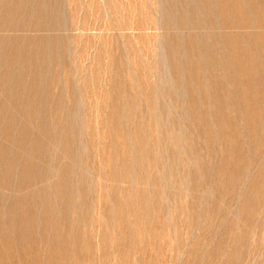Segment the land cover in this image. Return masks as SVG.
<instances>
[{"label": "rangeland", "instance_id": "obj_1", "mask_svg": "<svg viewBox=\"0 0 264 264\" xmlns=\"http://www.w3.org/2000/svg\"><path fill=\"white\" fill-rule=\"evenodd\" d=\"M230 5L226 0H0V168L11 172L15 189L24 162L44 159L38 169L46 174L37 170L39 176L45 185L55 178L51 184L54 191L60 184L61 194L51 193L53 212L51 191L44 190L28 224H49L54 216L50 224H75L71 232L81 259L71 255L69 264H264V56H259L264 45L243 40L253 59L244 62L246 76L230 60L233 48L224 38L264 34V1L239 0L232 12ZM239 12L252 19L249 27H237ZM37 136L43 141L35 142ZM24 188L6 191L11 218L19 206L13 198ZM31 261L15 253L0 264H41Z\"/></svg>", "mask_w": 264, "mask_h": 264}, {"label": "bare ground", "instance_id": "obj_2", "mask_svg": "<svg viewBox=\"0 0 264 264\" xmlns=\"http://www.w3.org/2000/svg\"><path fill=\"white\" fill-rule=\"evenodd\" d=\"M115 1V0H114ZM227 2H230V12H232L235 8H233V7H240L239 6V0H226ZM257 1V0H256ZM264 1V0H263ZM20 2V1H19ZM58 2V1H57ZM9 3H11V2H9ZM18 3V2H17ZM21 3V2H20ZM19 3V4H20ZM29 3V2H28ZM48 3V2H47ZM109 3V2H108ZM24 4V3H23ZM23 4H21V6L23 5ZM25 4H27V3H25ZM24 4V5H25ZM55 4V3H54ZM18 5V4H17ZM112 5V4H111ZM12 6H14V5H12ZM28 6V5H27ZM50 6V5H49ZM52 6V5H51ZM10 7V6H9ZM8 7V8H9ZM24 7H26V6H24ZM12 7H10V9H11ZM29 8H32L31 7V4H30V7ZM28 8V9H29ZM18 9V8H17ZM36 9V8H35ZM40 9H41V7H40ZM39 9V10H40ZM259 9H261V10H263V8H256L255 10H257L258 12H259ZM27 10V9H26ZM37 10V9H36ZM44 10V9H43ZM112 10V9H111ZM184 10V9H183ZM217 10V9H216ZM13 11V10H12ZM22 11V10H21ZM30 11V10H29ZM3 12V11H2ZM17 11H15V13H16ZM20 12V11H19ZM28 12V11H27ZM185 12V11H184ZM189 12V11H188ZM8 13H10V10L8 11ZM13 13V12H12ZM22 13V12H21ZM24 13V12H23ZM22 13V14H23ZM29 13V12H28ZM31 13V12H30ZM42 13H44V12H42ZM223 13H225V12H223ZM226 13H228V12H226ZM250 13V12H249ZM26 14V13H25ZM238 14H240L241 15V17L239 18L240 20H239V25H237V27H240V28H246V27H249V25H250V22L252 21V19L249 17V19L247 18V15H245L246 13L245 12H239ZM11 16H12V14H10ZM9 15V16H10ZM29 15V14H28ZM44 15H45V13H44ZM19 16V15H18ZM41 16L42 15H40L39 17L41 18ZM47 16V15H46ZM258 16V15H257ZM12 18V17H11ZM15 18V17H14ZM185 18H186V16H185ZM5 19V18H4ZM25 19V18H24ZM31 19V18H30ZM35 19V18H34ZM38 19V18H37ZM46 19V18H45ZM52 19V18H51ZM50 19V20H51ZM187 19V18H186ZM39 20V19H38ZM37 20V21H38ZM43 20V19H42ZM48 20V19H47ZM49 20V21H50ZM9 21V20H8ZM19 21H20V19H19ZM36 21V20H35ZM154 21V20H153ZM26 22V21H25ZM40 22V21H39ZM39 22H38V24H39ZM260 22H262V23H264V21H260ZM29 23V22H28ZM198 23V22H197ZM200 23V22H199ZM225 40H227V46H231L232 48H233V50H232V54H231V56H230V60L236 65V66H238L239 68H240V71L241 72H244V74L246 75V76H250V73H249V71H248V69L246 68V66H245V64H244V62L247 60V58L249 59V60H253L252 58H249V57H247L251 52H252V50H251V48L249 47V46H247V44L246 43H244L243 42V40L244 39H250V38H254V40H257V41H259V44H262V46L264 45V34H262V33H260V34H255V35H253V34H251V33H247V31L246 32H242V33H232V34H227L225 37ZM19 39V38H18ZM25 39V38H24ZM27 39V38H26ZM22 40H23V38H22ZM29 40V39H28ZM145 41V40H144ZM19 42V41H18ZM23 42V41H22ZM25 42L27 43V42H29V41H26L25 40ZM32 42V41H31ZM35 42V41H34ZM45 42V41H44ZM47 42V41H46ZM1 43V42H0ZM20 43H21V41H20ZM30 43V42H29ZM52 43V42H51ZM176 43V42H175ZM19 44V43H18ZM33 44V43H32ZM43 44V43H42ZM26 45V44H25ZM24 44L22 45V46H25ZM28 45V44H27ZM177 45H178V43H177ZM18 46V45H17ZM17 46H15V47H17ZM31 46V45H30ZM41 46H43L44 47V45H41ZM47 46V45H46ZM45 46V47H46ZM1 47V46H0ZM4 45H3V50H4ZM20 47V46H19ZM28 47V46H27ZM26 47V48H27ZM34 47V45L32 46V48ZM52 47V46H51ZM36 48V47H35ZM35 48H33V49H35ZM53 48V47H52ZM55 48H56V46H55ZM174 48V47H173ZM2 49V48H1ZM11 49H12V47H10V51H11ZM21 49H22V47H21ZM37 49V48H36ZM40 49V48H39ZM38 49V50H39ZM44 49V48H43ZM162 49V48H161ZM177 49V47L175 48V50ZM183 49V48H182ZM6 50V49H5ZM26 50V49H25ZM51 50V49H50ZM12 51H14V50H12ZM18 51V50H17ZM21 51V50H20ZM24 51V50H23ZM27 51V50H26ZM39 51H41V50H39ZM179 51V50H178ZM33 52V51H32ZM34 52L36 53V51L34 50ZM42 52V51H41ZM58 52V51H57ZM260 52V54H259V56H261V57H263L264 56V51L263 50H261V51H259ZM14 53H16V50H15V52ZM23 53V52H22ZM30 53H31V51H30ZM7 54V53H6ZM12 54H13V52H12ZM36 54H39V53H36ZM3 55V54H2ZM9 55V54H8ZM16 55V54H15ZM27 55V54H26ZM251 55H253V54H251ZM1 56V55H0ZM20 56V55H19ZM40 56V55H39ZM42 56V55H41ZM32 57H35V54H33L32 55ZM45 57H46V55H45ZM12 58H15V57H12ZM22 58H23V56H22ZM30 58H31V56H30ZM37 58V57H36ZM3 59V58H2ZM1 58H0V60H2ZM8 59V58H7ZM42 59V58H41ZM43 59H45V58H43ZM4 60H5V58H4ZM10 60H11V57H10ZM29 60V59H28ZM36 60V59H35ZM38 60H40V59H38ZM192 60V59H191ZM8 61V60H7ZM14 61V60H13ZM12 61V62H13ZM15 61H16V59H15ZM32 61V60H31ZM45 61H46V59H45ZM35 62V61H34ZM37 62V61H36ZM40 62H42L43 63V61H40ZM50 62V61H49ZM176 62V61H175ZM10 63V62H9ZM33 63V62H32ZM11 64V63H10ZM21 64V63H20ZM5 65V64H4ZM4 65H3V67H4ZM13 65V64H12ZM34 65V64H33ZM179 65V64H178ZM251 65H252V63H251ZM11 66V65H10ZM21 65H19V67H20ZM24 66H25V64H24ZM30 66V65H29ZM176 66V65H175ZM181 66V65H180ZM184 66V65H183ZM12 67V70H14L15 68H13L14 66H11ZM23 66H21L20 68H22ZM178 67V66H177ZM30 68V67H29ZM36 67L34 66V69H32L33 71H35L36 69H35ZM39 68V67H38ZM38 68H37V70H38ZM45 68H46V66H45ZM51 68V67H50ZM4 69H6L5 67H4ZM3 69V70H4ZM19 69V68H18ZM256 69V68H255ZM2 70V69H1ZM44 70V69H43ZM49 70V69H48ZM180 70V69H179ZM8 71V70H7ZM10 71H11V69H10ZM16 71V73H17V70H15ZM28 71V70H27ZM40 71V70H39ZM35 72H37V71H35ZM43 72V71H42ZM45 72V71H44ZM1 73V72H0ZM11 73V72H10ZM12 73H14V72H12ZM22 73V72H21ZM32 73V72H31ZM25 74V73H24ZM38 75H39V73H37ZM12 75V74H11ZM16 75V74H15ZM15 75H12V76H15ZM26 75H28V74H26ZM34 75V74H33ZM37 75V76H38ZM42 75H44L43 73H41L40 74V76H42ZM4 76H8L6 73H5V75ZM9 76H10V74H9ZM23 77V76H22ZM36 77V76H35ZM203 77V76H202ZM4 78V77H3ZM9 78V77H8ZM15 79H17V76H15L14 77ZM24 79H25V77H23ZM38 78H39V76H38ZM43 78V77H42ZM41 78V79H42ZM7 79V78H6ZM19 79H21V78H19ZM29 79V78H28ZM36 79V78H35ZM2 80V79H1ZM0 80V81H1ZM4 80V79H3ZM13 80V82L15 81L14 79H12ZM11 80V81H12ZM26 80H27V78H26ZM10 81V82H11ZM21 81H23L22 79H21ZM36 81V80H35ZM195 81V80H194ZM261 81V80H260ZM3 82V81H2ZM2 82H1V84H2ZM5 82V81H4ZM18 82V81H17ZM30 82V81H29ZM34 82V81H33ZM23 83H24V81H23ZM27 84H28V82H26ZM31 83V82H30ZM29 83V84H30ZM43 82H41V84H42ZM196 83V82H195ZM5 84V83H4ZM7 84V83H6ZM10 84H12V82L10 83ZM33 84V83H32ZM35 84H38V82L36 83L35 82ZM9 85V84H8ZM18 85H19V83H18ZM22 85V84H21ZM2 86H4V85H2ZM20 86V85H19ZM39 86V85H38ZM153 86V85H152ZM23 87V86H22ZM31 87V86H30ZM41 87H43V86H41ZM203 87V86H202ZM21 88V87H20ZM1 89V88H0ZM21 89H23V88H21ZM20 89V90H21ZM26 89H28V88H26ZM214 89V88H213ZM30 90V89H29ZM40 90V89H39ZM5 91V90H4ZM10 91H12V89L11 90H9V92ZM26 91V90H25ZM31 91V90H30ZM35 91V90H34ZM36 91H38L37 89H36ZM42 91V90H41ZM144 91V90H143ZM259 91V90H258ZM2 92V91H1ZM7 92V91H6ZM5 92V93H6ZM16 92V91H15ZM15 92H11V93H15ZM23 92V91H22ZM27 92V91H26ZM29 92V91H28ZM28 92H27V94H28ZM39 92V91H38ZM208 92V91H207ZM263 92V91H262ZM4 93V92H3ZM31 93V92H30ZM7 94H9L10 95V93H7ZM12 94V95H13ZM35 94V93H34ZM37 94V93H36ZM44 94V93H43ZM53 94V93H52ZM19 95V94H18ZM41 95V94H40ZM5 96H7V95H5ZM11 96V95H10ZM20 96H22V95H19V97ZM30 96V95H29ZM28 96V97H29ZM13 97H15V96H13ZM18 97V98H19ZM23 97H25V96H23ZM149 97V96H148ZM196 97V96H195ZM194 97V98H195ZM9 98V97H8ZM17 98V99H18ZM30 98V97H29ZM32 98V97H31ZM30 98V99H31ZM12 99H14V98H12ZM16 99V98H15ZM16 99V100H17ZM19 99H22V98H19ZM18 99V100H19ZM24 99V98H23ZM35 99V98H34ZM47 99V98H46ZM3 100H6V99H3ZM16 100H15V102H14V104H17L16 103ZM28 100V99H27ZM114 100V99H113ZM23 101V100H22ZM22 101H21V103H22ZM31 101V100H30ZM29 101V102H30ZM50 101V100H49ZM48 101V102H49ZM11 102H13V101H11ZM24 102V101H23ZM34 102V101H33ZM52 102V101H51ZM58 102H60V101H58ZM57 102V103H58ZM0 104H2V103H0ZM4 104H6V103H4ZM3 104V105H4ZM26 104H27V102H26ZM25 103L24 104H22V105H24V107H25V105H26ZM34 104V103H33ZM43 104V103H42ZM46 104H49V103H46ZM54 104V103H53ZM8 105V104H7ZM6 105V106H7ZM13 105V103L11 104V106ZM21 105V104H20ZM20 105L18 106V107H20ZM29 105V104H28ZM32 105V104H31ZM35 105V104H34ZM45 105V104H44ZM57 105V104H56ZM55 105V106H56ZM5 106V107H6ZM15 106V105H14ZM33 106V105H32ZM48 106V105H47ZM53 106V105H52ZM62 106V105H61ZM15 107H17V106H15ZM23 107V106H22ZM31 107V106H30ZM38 107H39V105H38ZM3 108V107H2ZM27 109H28V106L26 107ZM25 108V109H26ZM52 108V107H51ZM58 108V107H57ZM214 108V107H213ZM264 108V107H263ZM5 109V108H4ZM13 109V108H12ZM29 109H31V108H29ZM61 109V108H60ZM233 109V108H232ZM6 110V109H5ZM15 110H17L18 111V108L17 109H15ZM20 110L22 111V109L20 108ZM49 110H50V108H49ZM0 111H2V109L0 110ZM9 111V110H8ZM12 111V110H11ZM25 111V110H24ZM32 111H35V110H32ZM51 111V110H50ZM57 111V110H56ZM62 111V110H61ZM5 112V111H4ZM19 112V111H18ZM17 112V113H18ZM60 112V111H59ZM10 113V112H9ZM26 113H28V112H26ZM31 113L32 112H30V115H31ZM2 114V113H1ZM5 114V113H4ZM10 114H12V113H10ZM44 114V113H43ZM67 114V113H66ZM236 114V113H235ZM6 115V114H5ZM4 115V116H5ZM29 114H27V116H28ZM42 115V114H41ZM49 115V114H48ZM218 115V114H217ZM2 116V115H1ZM0 116V117H1ZM9 116V115H8ZM14 116V115H13ZM16 116H18V114L16 115ZM45 116V115H44ZM57 116V115H56ZM63 116V115H62ZM61 116V117H62ZM215 116V115H214ZM260 116V115H259ZM7 117V116H6ZM10 117V116H9ZM127 117V116H126ZM1 118H3V117H1ZM26 118V117H25ZM29 118V117H28ZM31 118H33V117H31ZM31 118H29V120L31 119ZM72 118V117H71ZM63 119H65V118H63ZM3 120V119H2ZM12 120V118H10V120H8V121H11ZM26 120V119H25ZM35 120V119H34ZM37 120H38V118H37ZM39 120H42V119H39ZM44 120V119H43ZM53 120V119H52ZM67 120H68V118H67ZM121 120V119H120ZM5 121H7V120H5ZM5 121H4V123H5ZM17 121H19V120H17ZM58 122H60L59 120H57ZM3 122V121H2ZM23 122H24V120H23ZM26 122V121H25ZM27 122H29L28 120H27ZM32 122V121H31ZM43 122V121H42ZM56 122V121H55ZM61 122H66V121H61ZM70 122V121H69ZM152 122V121H151ZM187 122V121H186ZM33 123V122H32ZM104 123V122H103ZM6 124V123H5ZM5 124H3V125H5ZM7 124H8V122H7ZM10 124V123H9ZM8 124V125H9ZM12 124V123H11ZM10 124V125H11ZM15 124H16V122H15ZM29 124H30V122H29ZM44 124V123H43ZM244 124V123H243ZM23 125H24V123H23ZM28 125V124H27ZM34 125V124H33ZM38 125H40L39 123H38ZM60 125V124H59ZM64 125V124H63ZM2 126V125H1ZM30 126V125H29ZM46 126V125H45ZM50 126V129H51V124L49 125ZM54 126V125H53ZM58 126V125H57ZM6 127H8L7 125H6ZM10 127V126H9ZM19 127H23V126H19ZM41 128H43L42 126H40ZM4 128V127H3ZM25 128H26V125H25ZM49 128V127H48ZM58 128V127H57ZM62 128V127H61ZM60 128V129H61ZM1 129V128H0ZM7 129V128H6ZM6 129H4L5 131H6ZM15 129V128H14ZM14 129H11V130H14ZM24 129V128H23ZM27 129V128H26ZM25 129V130H26ZM45 129H47V127H45ZM45 129H42L43 131L45 130ZM66 129V128H65ZM233 129V128H232ZM21 129H19V131H20ZM24 130V132H26ZM48 130V129H47ZM64 130V129H63ZM239 130V129H238ZM2 131V130H1ZM0 131V132H1ZM9 131V130H8ZM17 131H18V129H17ZM29 131H31V128H30V130ZM60 131V130H59ZM58 131V132H59ZM4 132V131H3ZM2 132V133H3ZM7 132V131H6ZM23 131L21 132V133H24ZM45 132H47V131H45ZM61 132V131H60ZM5 133V132H4ZM11 133H13V132H11ZM11 133H9L8 132V134H10L11 135ZM18 133H20V132H18ZM20 133V135L22 136V138H23V135H25V134H21ZM28 133H31V132H28ZM52 134H53V132H51ZM55 133V132H54ZM57 133V132H56ZM193 133V132H192ZM33 134V133H32ZM34 134H36L35 132H34ZM41 134V133H40ZM63 134V133H62ZM71 134V133H70ZM249 134V133H248ZM26 135H28V134H26ZM31 135V134H30ZM29 135V136H30ZM43 135H45V137L47 138V135L44 133ZM42 135V136H43ZM109 135V134H108ZM151 135V134H150ZM12 136H13V134H12ZM19 136V135H18ZM20 136V137H21ZM136 136V135H135ZM7 137H9V135L7 136ZM25 137V136H24ZM27 137V136H26ZM33 137H35V136H33ZM39 136H37V138H36V140H35V142H37V139L39 140V138H38ZM57 137V136H56ZM69 137V136H68ZM141 137V136H140ZM18 138V137H17ZM22 138H21V140H22ZM29 138V137H28ZM71 138V137H70ZM1 139V138H0ZM25 139V138H24ZM42 139V138H41ZM41 139L39 140V141H41ZM52 139V138H51ZM57 139H59L58 137H57ZM13 140V139H12ZM11 139L10 140H8L9 142H7V143H12V142H10V141H12ZM16 140V142H17V139H15ZM29 140H30V138H29ZM46 139H44V141H45ZM48 140V139H47ZM69 140V139H68ZM92 140V139H91ZM108 140H110V139H108ZM125 140V139H124ZM136 140V139H135ZM32 141H33V138H32ZM38 141V142H39ZM43 141V140H42ZM41 141V142H42ZM49 141V140H48ZM61 141H62V139H61ZM73 141V140H72ZM76 141V140H75ZM123 141V140H122ZM199 141V140H198ZM21 142V141H20ZM29 142V141H28ZM34 142V141H33ZM40 142V143H41ZM51 142V141H50ZM55 141H53V143H54ZM104 142H105V140H104ZM142 142V141H141ZM4 143V142H3ZM25 144H28L27 142H24ZM44 143V142H43ZM52 143V144H53ZM65 143H66V141H65ZM122 143V142H121ZM121 143H120V145H121ZM125 143V142H124ZM203 143V142H202ZM6 144V143H5ZM21 144V143H20ZM20 144H18V145H20ZM23 144V143H22ZM25 144H24V146H25ZM55 144V143H54ZM67 144V143H66ZM69 144V143H68ZM110 144V143H109ZM137 144V143H136ZM9 145V144H8ZM18 145H17V147H18ZM29 146H30V144H28ZM38 145V143L37 144H35V146H37ZM43 145V144H42ZM46 145H47V142H46ZM71 145V144H70ZM2 146H4L3 144H2ZM6 146H7V144H6ZM22 146V145H21ZM28 146V149L30 148ZM34 146V145H33ZM72 146V145H71ZM71 146H70V149H71ZM75 146V145H74ZM74 146H73V148H74ZM137 146V145H136ZM151 146V145H150ZM244 146V145H243ZM16 147V148H17ZM38 147V149H39V147H40V145H38L37 146ZM42 147V146H41ZM67 147V146H66ZM65 147V148H66ZM7 148H8V146H7ZM15 148V149H16ZM33 148H36V147H33ZM43 148V147H42ZM41 148V149H42ZM51 148V147H50ZM49 148V149H50ZM64 148V149H65ZM72 148V149H73ZM197 148V147H196ZM23 149V148H22ZM26 149V148H25ZM37 149V148H36ZM44 149H45V147H44ZM44 149H43V151L42 152H44ZM58 149V148H57ZM108 149V148H107ZM142 149V148H141ZM9 150V149H8ZM17 150H18V148H17ZM21 150V149H20ZM27 150V149H26ZM30 150H31V148H30ZM29 150V151H30ZM47 150V149H46ZM68 149H66V151H67ZM171 150V149H170ZM24 151V150H23ZM32 151H34V150H32ZM40 151V150H39ZM73 151H75V150H73ZM136 151V150H135ZM22 151H20V153H21ZM27 152V151H26ZM25 152V153H26ZM31 152V151H30ZM37 152V151H36ZM35 152V155L37 154ZM70 152V151H69ZM72 152V151H71ZM70 152V153H71ZM201 152V151H200ZM0 153H3V151L1 152L0 151ZM10 153H11V151H10ZM16 153V152H15ZM39 153H41V152H39ZM53 153V152H52ZM74 153V152H73ZM72 153V154H73ZM142 153V152H141ZM5 154V153H4ZM8 154V153H7ZM7 154H5V156L7 155ZM22 154H23V152H22ZM31 155H33L32 153H30ZM47 154H48V152H47ZM39 155V154H38ZM37 155V156H38ZM44 155H46V154H44ZM57 155V154H56ZM138 155V154H137ZM146 155V154H145ZM211 155V154H210ZM2 156H3V154H2ZM12 156V155H11ZM16 155H14L13 157H15ZM39 156H42V155H39ZM47 156V155H46ZM58 156V155H57ZM57 156H55V158H57ZM184 156V155H183ZM4 157V156H3ZM7 157V156H6ZM19 157H20V155H19ZM45 157V156H44ZM48 157V156H47ZM46 157V159H47V161H48V158ZM54 157V156H53ZM139 157V156H138ZM212 157V156H211ZM8 158V157H7ZM17 158V157H16ZM21 158V157H20ZM19 158V159H20ZM37 158V157H36ZM39 158L40 157H38V160H35V156H34V160H32V161H25L24 159V170H23V172H22V177H21V175H20V179L19 180H17L18 182H17V184H16V186H15V189L13 188L14 186H13V184L11 185V183H10V180H11V178H12V174H11V172L8 170V169H5L4 167V165H2V167L3 168H0V261H2V260H4V259H6V258H8V257H10L11 255H13V254H17V255H19L20 257H21V259H31L32 261L34 260L35 262L36 261H40L41 262V264H69V258L71 257V255H74L75 254V257L74 258H79L80 256H79V254L80 253H78V251L76 250V243L78 242H75V240H76V237L74 236L73 237V234L74 233H72L71 232V227H73V226H71V224L69 223V224H67V223H65V224H56V223H54V224H50V222H52V220L55 218V216H54V218L52 219V220H48L49 221V224H28L29 222H31L33 219L30 217V213H32V208H33V205L34 204H38L37 202L35 203V201L36 200H38V199H41L40 197H41V193H42V195H44V190H45V193H46V191L48 192V191H51L50 192V195H49V193L47 194V195H49L48 197H51V193H53V191H54V189H53V185L51 184L52 183V181L53 180H55V178L51 181V179H50V182L51 183H49V184H47V185H45V178L44 177H41L42 179H43V181H41L40 179V174H39V171H37V170H40V169H38L39 168V165L38 164H41V163H39V161H41V159L42 160H44L43 158H41L40 160H39ZM50 158H52V157H50ZM6 159V158H5ZM13 159V158H12ZM18 159V160H19ZM30 159H31V157H30ZM72 159V158H71ZM256 159V158H255ZM1 160V159H0ZM3 160H4V158H3ZM21 160V159H20ZM19 160V161H20ZM51 160V159H50ZM88 160V159H87ZM264 160V159H263ZM2 161V160H1ZM0 161V162H1ZM5 161V160H4ZM3 161V162H4ZM8 161H9V159H8ZM13 160H11V162H12ZM57 161V160H56ZM73 161V160H72ZM103 161H104V159H103ZM234 161H235V159H234ZM233 161V162H234ZM18 162V161H17ZM46 162V160L44 161V163ZM53 162V161H52ZM105 162V161H104ZM5 163V162H4ZM3 163V164H4ZM9 163V162H8ZM13 163V162H12ZM20 163H22V161L20 162ZM6 164H7V161H6ZM15 164V163H14ZM47 164V163H46ZM45 164V165H46ZM53 164V163H52ZM55 164V163H54ZM57 164V163H56ZM217 164V163H216ZM16 165V164H15ZM44 165V164H43ZM43 165H42V167H41V169L42 168H44L45 167V165H44V167H43ZM175 165V164H174ZM7 166H9V165H7ZM10 166H11V164H10ZM18 166V165H17ZM48 166V164L46 165V167ZM70 166V165H69ZM75 166V165H74ZM218 166V165H217ZM12 167H13V165H12ZM45 167V168H46ZM56 167V166H55ZM191 167V166H190ZM51 168V167H50ZM57 168V167H56ZM16 169V168H15ZM47 169H49V168H47ZM65 169V168H64ZM63 169V170H64ZM109 169V168H108ZM14 170V169H13ZM55 171H56V169H54ZM53 170V171H54ZM62 170V169H61ZM69 170V169H68ZM72 170V169H71ZM74 170V169H73ZM20 171V170H19ZM18 170L16 171V173L17 172H19ZM22 171V170H21ZM42 173H44L43 172V169L42 170H40ZM49 171V170H48ZM52 171V170H51ZM58 172H59V170H58ZM63 172V171H62ZM73 172V171H72ZM251 172V171H250ZM12 173H14V172H12ZM37 173H38V175H37ZM49 173V172H48ZM47 173V174H48ZM52 173V172H51ZM55 173V172H54ZM53 173V174H54ZM19 173H17V175H18ZM44 174H46V173H44ZM61 174V173H60ZM72 174V173H71ZM77 174V173H76ZM127 174V173H126ZM57 175V174H56ZM62 175V174H61ZM65 175V174H64ZM41 176H43V175H41ZM45 176V175H44ZM47 176V175H46ZM50 176H53V175H51L50 174ZM60 176V175H59ZM84 176V175H83ZM47 177H49V176H47ZM73 177V176H72ZM72 177L70 176V178L72 179ZM81 177V176H80ZM13 178H15V176L13 177ZM18 178V177H17ZM58 178V177H57ZM56 178V179H57ZM63 178V177H62ZM61 178V179H62ZM64 179V178H63ZM67 179H68V177H67ZM67 179H66V181H67ZM99 179V178H98ZM46 180H49V179H46ZM251 180V179H250ZM74 181V180H73ZM102 181V180H101ZM193 181V180H192ZM16 182V181H15ZM76 182V181H75ZM75 182H73L72 184H74ZM62 183V182H61ZM66 183V182H65ZM68 183V182H67ZM84 183V182H83ZM40 184H41V186H42V184H43V188H40V189H38V191H34L33 190V188H34V186H37V188H38V185L40 186ZM69 184H71V183H69ZM71 184V185H72ZM82 184V183H81ZM54 185H55V183H54ZM70 185V186H71ZM79 185V184H78ZM109 185V184H108ZM23 186H25V188H24V190L26 189V191H24L23 192V190H22V194L21 195H19V194H17V195H19L18 197H16V198H13V200L15 201V200H17L16 202L18 203L19 202V206H17L18 207V211H17V214L18 215H16L17 217H15V218H11L10 216V212H11V210H12V208H11V206H10V203L8 204L7 203V201L9 200V198H8V196L10 195H7V193H6V191L7 190H10V191H12L13 189V194H15L14 193V191L15 190H17V192H18V190H20L21 188H23ZM33 186V188L31 189V191L29 190L31 187ZM40 186V187H41ZM57 185H55L54 187H56ZM58 186H61L60 184H58ZM58 186H57V190H58ZM62 186H63V184H62ZM69 186V187H70ZM74 186V185H73ZM123 186V185H122ZM46 187V189H44ZM64 187V186H63ZM67 187V186H66ZM36 188V187H35ZM61 188V187H60ZM68 188V187H67ZM66 188V189H67ZM71 188H72V186H71ZM74 188V187H73ZM198 188V187H197ZM222 189V188H221ZM55 190H56V188H55ZM56 190V191H57ZM56 191H54V193H53V196H54V194H55V192ZM61 191H62V189H61ZM70 191V190H69ZM16 192V191H15ZM58 192H60L59 190H58ZM18 193H20V191L18 192ZM65 193V192H64ZM68 193V192H67ZM104 193V192H103ZM237 193V192H236ZM58 194H61V192L60 193H58ZM63 194V193H62ZM66 194V193H65ZM12 195V194H11ZM67 195H69L70 196V193L69 194H67ZM135 195V194H134ZM13 196V195H12ZM55 196H58V195H55ZM64 196V195H63ZM66 196V195H65ZM133 196V195H132ZM48 197H45V198H48ZM60 197H62V196H60ZM67 197V196H66ZM52 198H54V197H51V199H48V203H49V206L51 207L52 205H51V202H52ZM64 198V197H63ZM67 198H69V197H67ZM67 198H66V200L65 201H68L67 200ZM10 199H12V197L10 198ZM55 199V198H54ZM12 200V201H13ZM42 200V199H41ZM47 200V199H46ZM45 200V201H46ZM63 200V199H62ZM12 201H10V202H12ZM43 201V200H42ZM56 200H54V202H55ZM65 201H63V203L65 202ZM71 202V201H70ZM70 202H68V204L70 203ZM13 203H15V202H13ZM6 204H8L7 205V207H6ZM12 204V203H11ZM43 204V203H42ZM67 204V203H66ZM67 204V205H68ZM15 205V204H14ZM45 205V204H44ZM43 205V206H44ZM54 205H56V204H54ZM71 205V204H70ZM73 205V204H72ZM39 206H40V204H39ZM39 206H37V207H39ZM49 206H48V208H49ZM59 206H61V205H59ZM185 206V205H184ZM16 207V208H17ZM35 207V206H34ZM41 207H42V205H41ZM70 207V206H69ZM97 207V206H96ZM142 207V206H141ZM42 208H44V207H42ZM48 208L46 207V210H47V212L48 211H50V209L48 210ZM52 208H53V210L55 209L54 208V206H52ZM57 208V207H56ZM62 208V207H61ZM65 208H68V207H65ZM102 208V207H101ZM63 209V208H62ZM71 209V208H70ZM70 209H67V211L69 210L70 211ZM34 210V209H33ZM36 210L37 209H35V212H36ZM57 210H60V207L59 208H57ZM56 210V211H57ZM42 211H45V209L44 210H42ZM62 211V210H61ZM60 211V212H61ZM66 211V212H67ZM69 211L67 212L68 213V215L70 214L69 213ZM34 212V211H33ZM53 212H55V210L53 211ZM132 212V211H131ZM57 213V212H56ZM55 213V214H56ZM59 213V212H58ZM65 213V212H64ZM67 213H66V216H67ZM203 213V212H202ZM16 214V213H15ZM35 214V213H34ZM33 214V215H34ZM38 214V213H37ZM41 214V213H40ZM61 214L63 215V212H61ZM160 214V213H159ZM47 215V214H46ZM54 214L52 213V216H53ZM57 215V214H56ZM152 215V214H151ZM13 216V215H12ZM35 216H36V214H35ZM34 216V217H35ZM45 216V215H44ZM48 216V215H47ZM46 216V217H47ZM50 216V215H49ZM100 216V215H99ZM40 217V216H39ZM41 217H43V215H41ZM40 217V218H41ZM95 217V216H94ZM18 219V223L17 224H10V223H12L15 219ZM49 218V217H48ZM50 218H51V216H50ZM60 218V222H62V216H60L59 217ZM134 218V217H133ZM16 219V220H17ZM34 219H36L37 220V216H36V218H34ZM43 218H41V220H42ZM44 219H45V217H44ZM35 220V221H36ZM5 221H7V224L5 223ZM19 221H20V224H19ZM37 221H39V220H37ZM45 221V220H44ZM43 221V222H44ZM58 221V220H57ZM65 221H66V219H65ZM68 221V220H67ZM66 221V222H67ZM179 222V221H178ZM46 223V222H45ZM101 223V222H100ZM99 223V224H100ZM98 224V223H97ZM77 225V224H76ZM81 225V224H80ZM79 225V226H80ZM83 225V224H82ZM93 225V224H92ZM85 227H87L88 228V230H89V224H88V226L87 225H85ZM91 227V226H90ZM97 227V226H96ZM95 227V228H96ZM100 227H101V224H100ZM104 227H105V224H104ZM80 228H82V227H80ZM98 228V227H97ZM76 229L78 230L79 228L76 226ZM105 229V228H104ZM104 229H101L102 231H100V232H102L103 233V230ZM82 230H83V228H82ZM91 228H90V232H91ZM108 230V229H107ZM118 230V229H117ZM76 232H78V231H76ZM80 232H81V230H80ZM89 232V231H88ZM89 232V233H90ZM93 232V231H92ZM128 232V231H127ZM83 233V232H82ZM85 233V232H84ZM94 233V232H93ZM81 234V233H80ZM80 234H78L79 236H80ZM97 234L99 235V233L97 232ZM109 234V233H108ZM75 235V234H74ZM77 235V234H76ZM85 234H83V236H84ZM93 235V234H92ZM95 235V234H94ZM111 235V234H110ZM172 235V234H171ZM89 236H90V234H89ZM101 236V235H100ZM86 237V236H85ZM106 237V236H105ZM121 237V236H120ZM123 237V236H122ZM75 238V239H74ZM80 238L81 237H79L78 238V240H80ZM89 238L90 237H88V240H89ZM100 238H103V237H100ZM107 238V237H106ZM95 239V238H94ZM97 239H98V236H97ZM105 239V238H104ZM104 239H102V240H104ZM115 239V238H114ZM122 239H124V238H122ZM81 240H83V237L81 238ZM101 240V239H100ZM106 240V239H105ZM131 240V239H130ZM85 241V240H84ZM119 241V240H118ZM129 241V240H128ZM132 241V240H131ZM139 241V240H138ZM137 241V242H138ZM88 242V244H89V241H87ZM86 242V243H87ZM92 242V241H91ZM104 242V241H103ZM163 242V241H162ZM82 243V242H81ZM93 243V242H92ZM123 243V242H122ZM166 243V242H165ZM97 244H99L98 242H97ZM116 244H118V243H116ZM78 245H80V244H78ZM83 245H84V242H83ZM129 245V244H128ZM131 245V244H130ZM82 246V245H81ZM86 246H89V245H87L86 244ZM92 246V245H91ZM95 246V245H94ZM99 246V245H98ZM103 246H106V245H103ZM138 246V245H137ZM80 247V246H79ZM100 247H101V244H100ZM117 248H120V247H118V245L116 246ZM150 247V246H149ZM161 247V246H160ZM73 248L75 249V250H73ZM77 248H78V246H77ZM82 248V247H81ZM99 248V247H98ZM115 248V247H114ZM122 248V247H121ZM128 248V247H127ZM129 248H132V247H130L129 246ZM110 249V248H109ZM163 249V248H162ZM115 250H116V248H115ZM119 250V249H118ZM118 250H116L117 252H118ZM98 251V250H97ZM104 251H106L105 249H104ZM121 251V250H120ZM80 252V251H79ZM107 252H109L108 250H107ZM98 253V252H97ZM111 253H112V251H111ZM111 253H108V254H111ZM119 253V252H118ZM107 254V253H106ZM103 255H104V253H103ZM120 255H121V253H120ZM83 256V255H82ZM109 256V255H108ZM42 257V258H41ZM95 257V256H94ZM104 257V256H103ZM107 257V256H106ZM122 257H123V255H122ZM86 258V257H85ZM93 258V257H92ZM97 258V257H96ZM163 258V257H162ZM11 259V258H10ZM80 259H81V257H80ZM154 259V258H153ZM86 260V259H85ZM94 260V259H93ZM147 260V259H146ZM9 261V260H8ZM32 261H31V263H32ZM74 261V260H73ZM71 261V264L72 263H75V264H79V262H77V261H79V260H76V261ZM88 261H89V259H88ZM91 261V260H90ZM221 261V260H220ZM93 262V261H92ZM82 263V262H81ZM123 263V262H122ZM153 263V262H152ZM11 264V263H10ZM27 264V263H26ZM93 264H94V262H93ZM133 264V263H132ZM142 264V263H141Z\"/></svg>", "mask_w": 264, "mask_h": 264}]
</instances>
